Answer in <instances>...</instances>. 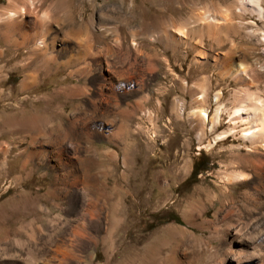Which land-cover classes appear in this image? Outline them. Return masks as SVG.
<instances>
[{"label": "rangeland", "instance_id": "rangeland-1", "mask_svg": "<svg viewBox=\"0 0 264 264\" xmlns=\"http://www.w3.org/2000/svg\"><path fill=\"white\" fill-rule=\"evenodd\" d=\"M33 1L0 0V264H217L226 221L254 213L260 189L251 167L227 180L243 141L218 135L235 98L264 99V19L240 0ZM198 15L214 28L201 40ZM45 21L70 49L40 46ZM185 26L175 44L163 35ZM77 33L95 55H77ZM41 52L50 69L27 68ZM241 62L248 79L230 74ZM200 83L210 117L227 108L202 140L188 120ZM199 159L210 169L189 178ZM259 252L242 264H264Z\"/></svg>", "mask_w": 264, "mask_h": 264}, {"label": "bare ground", "instance_id": "bare-ground-1", "mask_svg": "<svg viewBox=\"0 0 264 264\" xmlns=\"http://www.w3.org/2000/svg\"><path fill=\"white\" fill-rule=\"evenodd\" d=\"M28 2L31 7L34 6L33 0H28ZM13 3L14 1H11L10 4H13ZM261 4H262V0H240V2L238 3V6L240 8L239 10H244V11L247 8L248 9L251 8V11L256 12V14L263 20L264 19V9L261 7ZM26 13H27V9L22 7L19 13L16 14L14 12H11L10 15L11 16L20 15L24 17ZM40 20L43 21L44 19L40 18ZM213 21L214 20H212V22ZM195 22L197 24L195 31L199 34L200 40L202 39L204 32L211 33L214 31L213 25L203 20V18L200 15L196 17ZM202 25L203 27H201ZM186 27L187 26H185L184 29L182 27L178 29L177 31L176 30L174 31L175 28L174 29H172L171 27L167 28L166 29L167 33L165 32V34L163 35L171 37V39L174 40L173 43L175 44L177 42V40H175V37L177 38L179 34H185L184 30L186 29ZM40 28L44 31L42 35H40V38H41L40 46L45 44L47 48L48 46H50L53 49L58 47L57 49H60V50L69 48L68 47L69 43L67 45L66 44L67 42L65 40H64L65 42L62 43V45H60V47L62 48L58 46L57 33L59 30L56 26L52 25V22L46 24V21H45L42 23ZM11 29L12 27L8 26V30H11ZM15 29L17 32H19L17 30L18 29L17 26L16 28L14 27L13 30ZM186 30H188V28ZM11 32L13 33V31ZM26 32L27 30H25V33L23 34V39H22L23 42L28 40L29 37L32 35ZM50 32H54V33L52 35H48V33ZM257 32L258 30L255 31L253 29L249 31L248 33L251 35H255L257 34ZM261 34L262 35H261L260 41L264 43V31ZM47 38H50L51 40L47 41L46 40ZM150 38L156 39L160 37L153 35ZM75 39L78 40L76 41L78 42L77 47L80 49L78 51L75 50L78 56H82L83 58L85 56L90 55V53H93L95 55L96 52L94 50V46L90 39L89 34H86V37L84 38L81 36V33H77L75 36ZM233 48H234V44H233V47L231 48V51L234 50ZM42 50L46 51L44 49ZM201 52L202 50H200V53ZM35 57H33L32 55L28 57L29 62L27 63V68H33V71H38V70L48 71L50 69L52 58L50 55L47 54V52L38 53L35 55ZM77 60H79V58H70L68 59L67 62L74 61L75 63H77L78 62ZM227 68L229 70V67ZM248 68H249L248 64H244L241 62L240 64L236 66L235 69L233 68L234 70L230 74L233 77L235 76L239 78L247 77L246 79H248L249 78V76L247 75ZM78 71H81V69H78ZM27 75L31 76L34 80L35 74L29 73ZM118 78L122 79L121 76H118ZM30 80L25 79L23 86H26ZM198 87L200 90V92L198 93H200V95H198L197 93L196 96H194L193 98V106L188 116V120H189L191 127L193 129L198 130L199 140H202V138H204L207 132V123L209 122L211 124V128L219 125L223 110H227V108H225L226 106L219 103L215 109L214 115L210 117L209 111L207 109L206 83H200ZM220 95H221V92L216 93L217 100L220 98ZM232 103H234V105L232 106L231 109H229V111H227L229 115V120H228L229 127L226 130H223L218 135L219 140L220 141L228 140L230 136H234V137L240 138L243 141V144L237 145L236 147L237 151L236 152L234 151V155H233L234 159L229 161V166L232 165L234 168L233 170H231L230 173H228L226 178L229 182H231L233 178L247 180L248 178H250V175L246 173L244 170L251 167L253 170L254 176L257 177V181L259 183L258 185L260 189H258L259 194L255 196L253 202H250L252 205L248 204V202L247 204H244V205L242 204L243 206L250 208V209L253 206L255 209L254 213H251L248 216V218L244 220L241 218H238L235 221H232L230 219L226 221L225 228L223 229L222 232H220L219 239L220 241H223L222 238H224L225 236L229 238L231 237L233 238L232 240L230 239L228 242H226V246L224 248H215L213 250L211 249L212 255L218 259L217 264H226V261L229 259L231 255L233 256L232 260L234 261V264H242L244 262H249L257 258L259 247H257L258 245L253 244L252 241L256 240L257 238L260 239L261 237L264 236V235H260L261 233L264 232V221L260 222L257 225H254V222L258 223L262 218L264 219V201L257 199L258 197L264 198V99H262L259 96H253L252 94L246 93L243 96H239L235 98V100ZM173 108L178 117L183 115L184 107H183L182 102L179 103L178 101H176L174 103ZM252 197L249 196V198L253 199ZM186 220L189 224L194 225V223L191 220H188V219ZM208 224L212 225V223H209V222ZM260 249L262 250L263 248H260ZM259 255L261 257L259 256L260 258L258 259H261L260 261L264 263V253L259 252ZM172 260L175 262L176 256L174 258L172 257Z\"/></svg>", "mask_w": 264, "mask_h": 264}, {"label": "trees", "instance_id": "trees-1", "mask_svg": "<svg viewBox=\"0 0 264 264\" xmlns=\"http://www.w3.org/2000/svg\"><path fill=\"white\" fill-rule=\"evenodd\" d=\"M209 169H210L209 162L207 161L206 163L202 164L201 159H199V161H197L195 163L194 168H193L192 173H191L189 178H191V177L196 178L199 176V174H201V173H203ZM169 220L179 221L180 218L177 214H174Z\"/></svg>", "mask_w": 264, "mask_h": 264}, {"label": "crops", "instance_id": "crops-1", "mask_svg": "<svg viewBox=\"0 0 264 264\" xmlns=\"http://www.w3.org/2000/svg\"><path fill=\"white\" fill-rule=\"evenodd\" d=\"M10 26V25H9ZM8 27V26H7ZM14 27L16 28V25L14 24L13 26H12V29L11 30H8V31H12L13 29H14ZM16 30V29H15Z\"/></svg>", "mask_w": 264, "mask_h": 264}]
</instances>
